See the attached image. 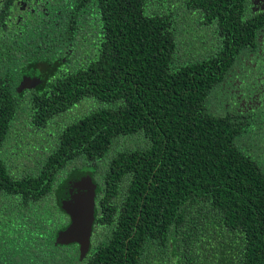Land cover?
Here are the masks:
<instances>
[{
  "label": "trees",
  "instance_id": "trees-1",
  "mask_svg": "<svg viewBox=\"0 0 264 264\" xmlns=\"http://www.w3.org/2000/svg\"><path fill=\"white\" fill-rule=\"evenodd\" d=\"M243 2L0 0V264H264V16ZM220 88L230 113L208 109ZM76 173L96 187L86 250L62 239Z\"/></svg>",
  "mask_w": 264,
  "mask_h": 264
},
{
  "label": "water",
  "instance_id": "water-1",
  "mask_svg": "<svg viewBox=\"0 0 264 264\" xmlns=\"http://www.w3.org/2000/svg\"><path fill=\"white\" fill-rule=\"evenodd\" d=\"M96 187L88 173H76L61 186L58 200L70 223L62 239L88 249L94 222Z\"/></svg>",
  "mask_w": 264,
  "mask_h": 264
},
{
  "label": "flooded vegetation",
  "instance_id": "flooded-vegetation-1",
  "mask_svg": "<svg viewBox=\"0 0 264 264\" xmlns=\"http://www.w3.org/2000/svg\"><path fill=\"white\" fill-rule=\"evenodd\" d=\"M243 5H244V8L242 9L243 20H254V19L258 18L259 16H262V15L264 16V0H244ZM254 21H256V20H254ZM263 24H264V22H263ZM262 26L260 27V29H258L259 35H261L262 32H264V26L263 27ZM262 46H264V45L259 44L258 48H256V50L254 49L253 52L257 53V56L254 57V62L256 61V63L259 64V68H258L259 72H257V74L264 75V51H262V53H260V48ZM248 54H251V53H248ZM248 56L249 55H244V59L245 58L247 59ZM246 64L247 63L243 62L242 63L243 66H237V71L240 72V74H241V76H239L240 79L242 78V76L247 78V76L251 72L254 71L251 68H248V66ZM246 73H247V76H246ZM258 77H259L258 75H255L254 78H251V77H248L247 79L245 78L247 81H245V82L243 81V82H244L246 93H250V92L256 90L257 88H260L261 84H259L256 80V78H258ZM220 90L223 91L222 88H220ZM232 94H233V91H231L229 93V95H227V97L230 96V99H224V97L222 95V99L220 101L222 108L221 109L217 108V109H213V110H216L218 112L224 111L225 113H230V111L228 110L230 108V105L235 104L236 101H237V103H239L241 101V100H239V102H238L239 98L237 97L238 99H236L235 96H231ZM225 102L228 104H225ZM248 114H251V113H245V111H243V113H240L238 116L246 117Z\"/></svg>",
  "mask_w": 264,
  "mask_h": 264
},
{
  "label": "rangeland",
  "instance_id": "rangeland-1",
  "mask_svg": "<svg viewBox=\"0 0 264 264\" xmlns=\"http://www.w3.org/2000/svg\"><path fill=\"white\" fill-rule=\"evenodd\" d=\"M221 99H222L221 90H219L218 92H213L209 97L208 109H217V108L221 109L222 108L220 104ZM248 143L249 142L246 139H242L236 142L237 146L240 147V149L243 151L249 150V148H247ZM125 144H127L126 146L134 145L132 139L126 140L124 142V145ZM26 145L27 143L25 141L20 143L18 139L15 138V136H11V135L7 136V141L3 145L4 147L2 149V154H1L2 158L11 160L10 169L13 175L15 176H19L20 174H22V172H24L25 170H28L29 167H32V166H28L30 165L29 163L27 164L23 163L24 162L23 159L26 155L24 154L22 155L21 153H24L26 151L25 150ZM248 153L250 152L248 151ZM253 155L254 156L258 155V153H254ZM19 160H21V162H19ZM31 161L33 162V160ZM262 168L264 171V166H262Z\"/></svg>",
  "mask_w": 264,
  "mask_h": 264
}]
</instances>
